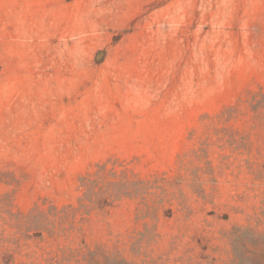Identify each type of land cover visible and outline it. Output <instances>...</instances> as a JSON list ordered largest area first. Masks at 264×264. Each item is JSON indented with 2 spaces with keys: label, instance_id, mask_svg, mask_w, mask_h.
Returning <instances> with one entry per match:
<instances>
[{
  "label": "rangeland",
  "instance_id": "1",
  "mask_svg": "<svg viewBox=\"0 0 264 264\" xmlns=\"http://www.w3.org/2000/svg\"><path fill=\"white\" fill-rule=\"evenodd\" d=\"M0 264H264V0H0Z\"/></svg>",
  "mask_w": 264,
  "mask_h": 264
}]
</instances>
